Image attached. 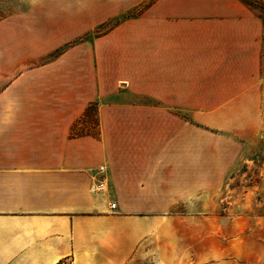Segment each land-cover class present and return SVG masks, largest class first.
<instances>
[{"label":"crops","instance_id":"1","mask_svg":"<svg viewBox=\"0 0 264 264\" xmlns=\"http://www.w3.org/2000/svg\"><path fill=\"white\" fill-rule=\"evenodd\" d=\"M0 1V264H175L174 210L264 127V22L240 0H153L85 38L146 0ZM92 102L97 137L72 136Z\"/></svg>","mask_w":264,"mask_h":264},{"label":"rangeland","instance_id":"2","mask_svg":"<svg viewBox=\"0 0 264 264\" xmlns=\"http://www.w3.org/2000/svg\"><path fill=\"white\" fill-rule=\"evenodd\" d=\"M152 1L113 18L110 25L136 16ZM14 6L0 1V13ZM233 140L237 154L221 184L203 192L197 204L192 200L174 210L186 218L185 241L176 247L175 264H264V127L250 139ZM134 264L152 263L138 259Z\"/></svg>","mask_w":264,"mask_h":264},{"label":"trees","instance_id":"3","mask_svg":"<svg viewBox=\"0 0 264 264\" xmlns=\"http://www.w3.org/2000/svg\"><path fill=\"white\" fill-rule=\"evenodd\" d=\"M240 1L244 3L246 6H248L256 14V16L264 22V1L263 0H254L255 4L251 3L248 0H240ZM126 19H129V18H125L124 20ZM112 20L96 27L94 31H92L85 38H90L92 36L97 37L105 33L106 31H108L109 29L113 28L114 25H110ZM101 29L103 30L101 31ZM80 41L81 39L67 44L64 48L57 49L51 54V56L54 57V56L59 55L64 49H67L70 46H73L74 44ZM71 135L72 136L88 135V136L97 137L98 135V110H97L96 102L90 103L84 110L80 119H78V121H76V123L73 124L71 128Z\"/></svg>","mask_w":264,"mask_h":264},{"label":"built area","instance_id":"4","mask_svg":"<svg viewBox=\"0 0 264 264\" xmlns=\"http://www.w3.org/2000/svg\"><path fill=\"white\" fill-rule=\"evenodd\" d=\"M99 171L101 173H103V168H100ZM107 189V185L104 181V179H101L99 181H96L92 186H91V190L94 191V192H99V191H106ZM115 208V204H112L111 205V209H114ZM62 264V263H60Z\"/></svg>","mask_w":264,"mask_h":264}]
</instances>
